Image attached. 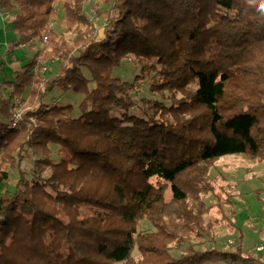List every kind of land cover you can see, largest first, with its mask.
Returning <instances> with one entry per match:
<instances>
[{
	"label": "trees",
	"instance_id": "obj_1",
	"mask_svg": "<svg viewBox=\"0 0 264 264\" xmlns=\"http://www.w3.org/2000/svg\"><path fill=\"white\" fill-rule=\"evenodd\" d=\"M86 1L0 0V11L13 15L15 45L42 43L0 83L10 90L7 97L0 90V183L17 170L0 193V264H264L240 244L190 247L178 258L167 251L204 228L175 205L187 199L182 174L203 173V163L228 154L264 159L260 0H99L110 4L100 38L83 12ZM58 5L71 40L52 28ZM128 58L138 68L132 82L113 76ZM56 59L58 72L43 78L42 64ZM146 78L150 94H171L169 105L133 96ZM55 88L83 96L79 113L72 104L44 102ZM25 90L11 127V99ZM134 107L140 115L129 112ZM198 182L201 188L192 179V189ZM82 205L90 216L60 219ZM144 218L156 233L137 232Z\"/></svg>",
	"mask_w": 264,
	"mask_h": 264
},
{
	"label": "rangeland",
	"instance_id": "obj_2",
	"mask_svg": "<svg viewBox=\"0 0 264 264\" xmlns=\"http://www.w3.org/2000/svg\"><path fill=\"white\" fill-rule=\"evenodd\" d=\"M110 4H104L99 0H87L84 4V14L94 24L95 36L100 38L102 27L106 23V17L109 13ZM57 16L52 23V28L56 32H62L67 40L73 38V33L68 31L61 25L63 11L60 5L57 6ZM12 15V13H9ZM7 18V27H10V18ZM3 29L0 22V35H3ZM42 42H45L42 40ZM34 47L36 50L42 47V43L35 41ZM27 49V48H26ZM25 50H22L23 52ZM33 52H28L32 56ZM12 56H8V62ZM7 64V63H5ZM59 70V60H47L42 64L40 74L43 78L54 75ZM138 68L133 61L128 58L124 60L119 67L113 69V76H117L122 80L132 82ZM87 77L89 73L85 70ZM4 81V80H3ZM1 83V82H0ZM138 84V85H137ZM134 86L133 96L136 99L141 98H156L162 100L169 105L171 95L169 92H164L163 95H152L148 91V79H143L140 83ZM91 82L89 87H93ZM4 96H8L10 90L1 87L0 89ZM28 96V91L25 90L20 98H12L11 103L15 110H21ZM82 95L73 91H62L59 88L53 89L44 102L50 106L58 101L60 105L72 104L79 113L78 104L82 100ZM13 112V111H12ZM131 114H139L138 108L134 107L129 110ZM13 117V113H12ZM21 117V113H20ZM20 119V118H19ZM19 121V120H18ZM18 123V122H17ZM56 145H50L51 158L58 159L56 155ZM32 157L27 156L21 165V169L26 173L32 163ZM203 173L197 170L188 171L182 174L180 182L186 188L187 199L185 202L175 204L184 208L189 212L199 225L204 228L197 232H193L189 242L177 246L176 241L169 244L168 252L174 257H180L187 248L204 251L212 247L216 249H227L234 244H240L244 250H248L254 256H260L264 259V159L261 160L257 155L251 152L244 154H228L220 158L203 163ZM198 172V175H196ZM9 181L0 183V193L7 186H12L17 178V170H8ZM197 176V177H195ZM197 178L201 182L202 187H199V182L195 189H192V179ZM156 178H152L155 183ZM164 201L168 202L171 198L169 183H163ZM12 189V187H11ZM198 205L194 213V207ZM91 210L86 206H73L60 216L63 222L74 217L82 219L90 216ZM168 229V228H167ZM192 229V227H191ZM156 227L146 218L141 219L137 225L139 233H156ZM207 232V236L200 235V231ZM162 231V229H161ZM181 237L185 234L183 231L178 232ZM151 256V255H148ZM132 258L138 261L141 258L140 252L135 248L132 252ZM122 264V263H118ZM216 264H222L218 262Z\"/></svg>",
	"mask_w": 264,
	"mask_h": 264
},
{
	"label": "crops",
	"instance_id": "obj_3",
	"mask_svg": "<svg viewBox=\"0 0 264 264\" xmlns=\"http://www.w3.org/2000/svg\"><path fill=\"white\" fill-rule=\"evenodd\" d=\"M6 16L12 18L13 15L0 11V22L4 31L3 35H0V82L12 78L16 72L21 70V66L25 59L30 57L28 52H33V55L37 51L33 45L35 43L33 42L27 45H15L14 35L10 31V27H7ZM22 50L25 51L21 52ZM9 55L12 56V59L8 62Z\"/></svg>",
	"mask_w": 264,
	"mask_h": 264
},
{
	"label": "built area",
	"instance_id": "obj_4",
	"mask_svg": "<svg viewBox=\"0 0 264 264\" xmlns=\"http://www.w3.org/2000/svg\"><path fill=\"white\" fill-rule=\"evenodd\" d=\"M42 40L46 41L47 38L43 37ZM20 113H21V110H15V109L13 110V117H12V120L10 121V126L11 127H15L16 126V124H17V122H18V120L20 118Z\"/></svg>",
	"mask_w": 264,
	"mask_h": 264
},
{
	"label": "clouds",
	"instance_id": "obj_5",
	"mask_svg": "<svg viewBox=\"0 0 264 264\" xmlns=\"http://www.w3.org/2000/svg\"><path fill=\"white\" fill-rule=\"evenodd\" d=\"M258 11L264 13V0H260L259 5H258Z\"/></svg>",
	"mask_w": 264,
	"mask_h": 264
}]
</instances>
